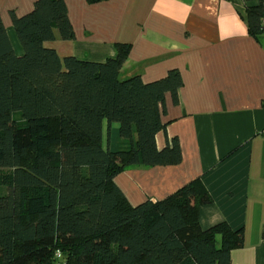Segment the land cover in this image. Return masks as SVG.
Segmentation results:
<instances>
[{
	"label": "trees",
	"instance_id": "obj_1",
	"mask_svg": "<svg viewBox=\"0 0 264 264\" xmlns=\"http://www.w3.org/2000/svg\"><path fill=\"white\" fill-rule=\"evenodd\" d=\"M245 13L249 33L263 35L264 0ZM10 18L23 53L0 16V264H230L243 231L201 228L211 198L199 178L135 206L114 182L127 168L181 161L176 138L156 144L179 71L121 79L129 44L104 62L60 57L46 43L74 39L65 0Z\"/></svg>",
	"mask_w": 264,
	"mask_h": 264
},
{
	"label": "crops",
	"instance_id": "obj_2",
	"mask_svg": "<svg viewBox=\"0 0 264 264\" xmlns=\"http://www.w3.org/2000/svg\"><path fill=\"white\" fill-rule=\"evenodd\" d=\"M36 0H0V16L16 55L23 51L10 12L22 16ZM253 0H65L74 39L46 43L60 57L104 62L115 44H129L119 77L149 83L177 69V103L167 95L162 149L176 138V165L132 167L114 182L128 202H155L199 178L211 198L198 209L206 230L225 222L243 231L230 264H264V34L252 36Z\"/></svg>",
	"mask_w": 264,
	"mask_h": 264
},
{
	"label": "built area",
	"instance_id": "obj_3",
	"mask_svg": "<svg viewBox=\"0 0 264 264\" xmlns=\"http://www.w3.org/2000/svg\"><path fill=\"white\" fill-rule=\"evenodd\" d=\"M57 257H59V255H57Z\"/></svg>",
	"mask_w": 264,
	"mask_h": 264
}]
</instances>
